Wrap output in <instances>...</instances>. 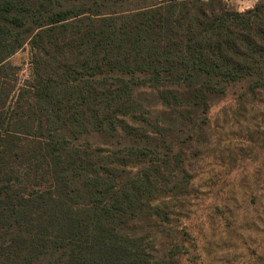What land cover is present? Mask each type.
I'll list each match as a JSON object with an SVG mask.
<instances>
[{
	"label": "trees",
	"instance_id": "trees-1",
	"mask_svg": "<svg viewBox=\"0 0 264 264\" xmlns=\"http://www.w3.org/2000/svg\"><path fill=\"white\" fill-rule=\"evenodd\" d=\"M149 3L0 0V264H180L186 152L209 149L229 93L222 124L264 108V17Z\"/></svg>",
	"mask_w": 264,
	"mask_h": 264
},
{
	"label": "rangeland",
	"instance_id": "rangeland-1",
	"mask_svg": "<svg viewBox=\"0 0 264 264\" xmlns=\"http://www.w3.org/2000/svg\"><path fill=\"white\" fill-rule=\"evenodd\" d=\"M176 1L209 4V0ZM220 2L228 13H246L261 6L260 16L264 17V0ZM9 62L18 68L19 86L31 79L29 45L12 55ZM231 94L211 106L209 115L212 122L219 120V130L214 129V141L203 157L193 155V147L199 145L197 140L186 152L187 169L196 176L197 194L188 218L180 221L190 234L181 251L180 264H264V108L260 104L248 105L245 122L222 124L224 113H228L224 111L234 107ZM140 95L144 104H150L149 92ZM252 110L260 113L254 122L249 120L255 114ZM233 112L226 115L231 118Z\"/></svg>",
	"mask_w": 264,
	"mask_h": 264
}]
</instances>
